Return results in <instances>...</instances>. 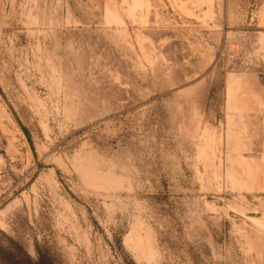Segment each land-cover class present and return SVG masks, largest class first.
I'll return each instance as SVG.
<instances>
[{
  "label": "rangeland",
  "instance_id": "374dc122",
  "mask_svg": "<svg viewBox=\"0 0 264 264\" xmlns=\"http://www.w3.org/2000/svg\"><path fill=\"white\" fill-rule=\"evenodd\" d=\"M0 264H264V0H0Z\"/></svg>",
  "mask_w": 264,
  "mask_h": 264
},
{
  "label": "built area",
  "instance_id": "2783aa9c",
  "mask_svg": "<svg viewBox=\"0 0 264 264\" xmlns=\"http://www.w3.org/2000/svg\"><path fill=\"white\" fill-rule=\"evenodd\" d=\"M5 179H6V175L5 173L0 170V196L5 192Z\"/></svg>",
  "mask_w": 264,
  "mask_h": 264
}]
</instances>
